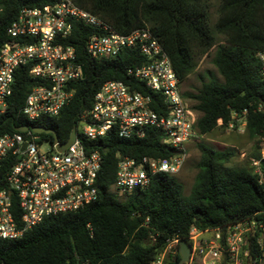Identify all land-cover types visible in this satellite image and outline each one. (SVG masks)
I'll return each mask as SVG.
<instances>
[{
  "label": "trees",
  "instance_id": "16d2710c",
  "mask_svg": "<svg viewBox=\"0 0 264 264\" xmlns=\"http://www.w3.org/2000/svg\"><path fill=\"white\" fill-rule=\"evenodd\" d=\"M78 7L99 17L118 33L148 27L168 56L180 84L195 70L193 49L203 55L213 38L206 26L205 12L192 0H72ZM44 4L43 0H0V48L8 41L7 29L24 7ZM219 29L228 34L217 47L213 64L223 82L210 77L195 93L183 94L199 113L195 128L203 136L225 130L232 112L246 110L245 134L260 143L264 138V79L256 53L264 51V0H226ZM94 30L74 21L64 46L75 51V62L84 76L72 84L73 97L58 116L27 121L20 109L38 80L28 67L17 70L7 112L0 116V136L15 133L20 126L52 129L65 143L79 116L89 110L95 93L109 80L139 85L127 70L143 63L137 49H125L117 58L91 59L85 42ZM221 120L222 126L217 127ZM38 143L53 142L51 134H39ZM160 134L149 131L144 139H121L114 133L88 145L98 147L101 164L95 187L97 199L76 212L43 220L15 240H0V264H150L168 241L189 242L192 228L204 231L236 224L264 212V191L251 167L230 165L233 152L215 151L197 143L199 160L190 193L175 176L152 178L145 190H133L120 201L111 193L117 155L164 156ZM259 149V148H258ZM257 153L251 159H257ZM4 166L0 189L4 187ZM264 178V163L261 165ZM261 217L262 214L257 215ZM257 237V235H255ZM251 240L252 264H261L264 250ZM179 254L166 264H178Z\"/></svg>",
  "mask_w": 264,
  "mask_h": 264
},
{
  "label": "built area",
  "instance_id": "2783aa9c",
  "mask_svg": "<svg viewBox=\"0 0 264 264\" xmlns=\"http://www.w3.org/2000/svg\"><path fill=\"white\" fill-rule=\"evenodd\" d=\"M43 1L41 6L22 8L7 29L9 39L0 48V116L7 112L17 70L24 66L38 80L20 109L27 121L56 117L71 101L72 84L82 78V67L75 62L74 49L62 40L71 33L74 21L94 30L85 42L91 59H115L125 49H137L143 63L127 70L139 85L109 80L100 86L90 109L79 116L73 142L63 152L56 151L59 141L48 143L49 150L42 151L38 135L30 131L0 136V175L7 167L0 189V240L18 239L46 218L76 212L96 201L101 154L88 143L109 133L126 140L144 139L151 130L160 134L164 156L117 155L111 188L124 197L145 190L156 175L176 177L197 137L198 112L183 98L170 60L147 26L123 35L72 0ZM256 58L264 79V51ZM245 116L246 110L232 112L225 130L244 133ZM258 154L249 162L264 191V138ZM263 233L264 212L225 227L192 228L186 264H252L251 240L257 235L255 242L261 246ZM178 247V239L168 241L150 264H166Z\"/></svg>",
  "mask_w": 264,
  "mask_h": 264
},
{
  "label": "rangeland",
  "instance_id": "374dc122",
  "mask_svg": "<svg viewBox=\"0 0 264 264\" xmlns=\"http://www.w3.org/2000/svg\"><path fill=\"white\" fill-rule=\"evenodd\" d=\"M226 0H192V4L201 8L206 15V26L209 34L213 38L212 46L209 47L203 55H199L198 49H193V56L196 63L195 70L187 79L180 84L182 95L186 93H195L200 88L201 83L213 77L219 82H223L222 76L213 64V58L218 46L224 44L228 40V34L219 29L221 19L229 13V9L223 10ZM188 105L192 106L191 100L185 99ZM199 117V113H197ZM197 143H203L215 151L230 150L233 156L230 159V165L237 167H251L249 160L258 153L259 142L251 140L245 133L237 131H227L216 129L213 132L199 136L194 139L190 145L189 158L183 168L176 175L178 181L183 185L185 195L190 193L191 187L197 173L196 164L199 160V151L196 147ZM42 151L49 150V144L42 142L40 145ZM252 168V167H251ZM118 200L122 201L123 196L117 194L116 190L110 188ZM261 246L264 250V233L261 237ZM264 264V258L261 260Z\"/></svg>",
  "mask_w": 264,
  "mask_h": 264
},
{
  "label": "water",
  "instance_id": "95a60500",
  "mask_svg": "<svg viewBox=\"0 0 264 264\" xmlns=\"http://www.w3.org/2000/svg\"><path fill=\"white\" fill-rule=\"evenodd\" d=\"M82 77L84 76V70L81 69ZM18 132H27L30 131L33 134H51L53 136V142L57 143L58 140L56 138L55 132L52 129H47L44 127H28V126H20L16 129ZM75 138V129H72L68 140L65 143L59 144L56 146L57 152H63L70 143L73 142ZM30 136H27L26 140L29 141ZM26 146V143L23 144L22 149ZM191 248L187 241H180L178 247L179 261L178 264H186L189 261Z\"/></svg>",
  "mask_w": 264,
  "mask_h": 264
}]
</instances>
